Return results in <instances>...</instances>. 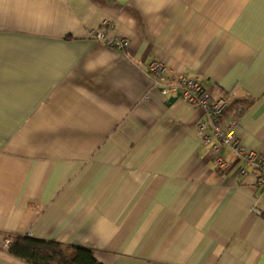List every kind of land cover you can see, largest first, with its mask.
Instances as JSON below:
<instances>
[{"label": "crops", "instance_id": "0c3cea01", "mask_svg": "<svg viewBox=\"0 0 264 264\" xmlns=\"http://www.w3.org/2000/svg\"><path fill=\"white\" fill-rule=\"evenodd\" d=\"M154 60L251 103L225 120L264 155V0H0V264L30 233L101 264H264V167L204 144Z\"/></svg>", "mask_w": 264, "mask_h": 264}, {"label": "built area", "instance_id": "2783aa9c", "mask_svg": "<svg viewBox=\"0 0 264 264\" xmlns=\"http://www.w3.org/2000/svg\"><path fill=\"white\" fill-rule=\"evenodd\" d=\"M91 37L95 40L104 41L109 48L125 49L129 46L127 39L109 37L108 25H103L98 30L91 32ZM165 69L166 65L161 60H154L149 65V73L155 79V85L160 86V92L164 96H175L181 102L204 111L210 123L198 125L203 143L212 144V140L215 137L219 141L220 146L231 149L243 159L246 166L263 169L264 155H260L256 151L247 150L241 144L240 137L235 130L238 125L237 120H225L229 101L225 98H214L212 93L199 80L186 75L180 76L176 81H168L162 84L160 83V77ZM207 130H210L211 133L207 132ZM216 161L223 170L227 171L231 167L221 158ZM246 174L245 169L240 171V175L246 176ZM257 186L264 192V173L258 178ZM258 213L260 212L258 211ZM5 243L8 245L10 238H7Z\"/></svg>", "mask_w": 264, "mask_h": 264}, {"label": "trees", "instance_id": "16d2710c", "mask_svg": "<svg viewBox=\"0 0 264 264\" xmlns=\"http://www.w3.org/2000/svg\"><path fill=\"white\" fill-rule=\"evenodd\" d=\"M233 103L226 110V116H238L250 106ZM5 252L26 264H101L91 249L67 247L58 242L34 238L31 235L11 234Z\"/></svg>", "mask_w": 264, "mask_h": 264}]
</instances>
